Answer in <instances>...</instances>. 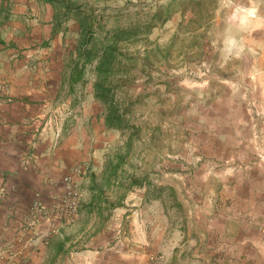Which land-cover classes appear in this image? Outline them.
Wrapping results in <instances>:
<instances>
[{"label":"rangeland","instance_id":"374dc122","mask_svg":"<svg viewBox=\"0 0 264 264\" xmlns=\"http://www.w3.org/2000/svg\"><path fill=\"white\" fill-rule=\"evenodd\" d=\"M78 1L104 10L106 28L143 24L123 45L132 73L114 79L132 126L91 128L92 151L125 160L110 183L91 179L103 204L83 207L81 224L102 245L133 237V264H264V0ZM27 3L6 25L20 46L13 70L52 86L68 72L78 25L65 20L53 36L49 5ZM86 76L83 90L91 67Z\"/></svg>","mask_w":264,"mask_h":264},{"label":"crops","instance_id":"0c3cea01","mask_svg":"<svg viewBox=\"0 0 264 264\" xmlns=\"http://www.w3.org/2000/svg\"><path fill=\"white\" fill-rule=\"evenodd\" d=\"M27 2L0 0V264H133V237H110L102 245L103 233L81 224L83 207L103 204L97 200L102 188L91 189V179L107 175L106 158L91 146V128L103 120L81 101H94L93 81L83 90L85 73L70 89L68 74L53 76L52 86L43 76L39 86L37 76L13 70L16 27L6 36V25L25 18ZM44 3L51 19L52 6ZM68 176L81 192L72 219L54 214L66 199Z\"/></svg>","mask_w":264,"mask_h":264},{"label":"trees","instance_id":"16d2710c","mask_svg":"<svg viewBox=\"0 0 264 264\" xmlns=\"http://www.w3.org/2000/svg\"><path fill=\"white\" fill-rule=\"evenodd\" d=\"M53 8L55 21L52 35L60 31V25L69 19H74L78 25L75 49L69 51L68 82L72 84L85 81V73L92 68L95 75L92 88L93 97L103 107V123L107 129H122L132 126V111L129 105H123L118 96L122 83L115 77H123L132 73L128 65L134 64L136 59L128 55L123 45L138 38L142 23L116 24L106 28L109 22L104 10H95L92 6L78 0H42ZM8 15L4 16L6 20ZM3 21V19H2ZM147 24V22H145ZM151 27L153 22L148 23ZM0 42H2L0 40ZM124 155L118 154L115 161L108 160L107 182L118 178V172L124 162ZM141 180V179H140ZM141 185L136 177L130 179L129 185ZM150 193V192H149ZM155 195V194H153ZM97 199H99L97 197Z\"/></svg>","mask_w":264,"mask_h":264},{"label":"built area","instance_id":"2783aa9c","mask_svg":"<svg viewBox=\"0 0 264 264\" xmlns=\"http://www.w3.org/2000/svg\"><path fill=\"white\" fill-rule=\"evenodd\" d=\"M64 181L67 183V194L66 199L60 207H56L54 214H59L60 216H65L66 219H72L77 215V209L80 202V192L75 186V182L72 177H65ZM35 208L39 209L38 204H35ZM58 211H57V210Z\"/></svg>","mask_w":264,"mask_h":264}]
</instances>
